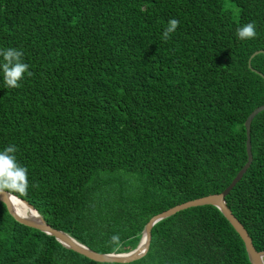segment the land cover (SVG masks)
<instances>
[{"label": "trees", "instance_id": "16d2710c", "mask_svg": "<svg viewBox=\"0 0 264 264\" xmlns=\"http://www.w3.org/2000/svg\"><path fill=\"white\" fill-rule=\"evenodd\" d=\"M0 0V49L23 52L20 87L0 72V151L28 169V202L103 254L134 250L147 222L221 193L246 163L247 116L264 104V0ZM179 26L165 42L168 21ZM255 22V39L237 29ZM2 62V58H0ZM252 163L225 202L264 252V111ZM120 236L119 248L110 243ZM0 264L93 262L12 219L0 202ZM129 264H250L212 206L156 223Z\"/></svg>", "mask_w": 264, "mask_h": 264}, {"label": "water", "instance_id": "95a60500", "mask_svg": "<svg viewBox=\"0 0 264 264\" xmlns=\"http://www.w3.org/2000/svg\"><path fill=\"white\" fill-rule=\"evenodd\" d=\"M258 54H264V52L256 51L250 56L248 60V69L250 70L252 69L251 60ZM256 74L264 79V76L261 73L256 72ZM262 111H264V104L255 108L247 116L244 122L245 136H246L245 150H246L247 159H246V163L240 169V171L236 174V176L231 181V183L219 194H210L204 197L193 199V200L181 203L179 205H176L174 207H171L153 216L145 225L143 232H142L141 239L139 241V244L134 250L127 252L126 253L127 255H121V253L103 254V253H98V252H95L89 249L88 247L82 245L81 243L73 239L67 233L52 228L49 224L46 223L44 218L33 208V206H31L28 202L20 198H17L16 196L6 191L0 192V202L4 204L8 214L17 223L23 226L35 229L37 231H40L44 233L45 235L54 238V240L58 242L59 244H61L63 247L93 262L106 263V264H129L134 261L140 260L147 254L149 250V245H150V240H151V230L156 223H158L161 220L167 219L180 211H184L189 208L212 206V207H215L221 213L224 219L230 224V226L233 228V230L237 233V235L241 239L244 245L249 263L250 264H264V252L263 251L258 252L255 249L247 231L245 230L243 225L236 219V217L232 214V212L227 207V204L225 202L226 196L235 187V185L242 179L243 175L246 173V171L248 170V168L250 167L252 163V152H251V143H250V125L253 119L255 118V116ZM11 197L16 198L20 200L21 202H23L29 209L35 212V216L28 217V216L21 215L11 203V200H10Z\"/></svg>", "mask_w": 264, "mask_h": 264}, {"label": "clouds", "instance_id": "9594fccd", "mask_svg": "<svg viewBox=\"0 0 264 264\" xmlns=\"http://www.w3.org/2000/svg\"><path fill=\"white\" fill-rule=\"evenodd\" d=\"M179 26V21L172 18L168 21V27L162 34V40L167 42L171 34ZM236 35L241 41L255 39L257 36L255 22L248 23L237 29ZM23 52L16 48L0 49V72L3 73V82L7 88H19L20 81L24 79L25 74L31 76L28 70L29 65L22 62ZM17 149L10 145L0 151V192L8 190L11 193H27L29 181L28 169L20 165L16 159ZM110 243L116 248L121 246L120 236L118 234L111 237ZM121 255H127L121 253Z\"/></svg>", "mask_w": 264, "mask_h": 264}, {"label": "bare ground", "instance_id": "6f19581e", "mask_svg": "<svg viewBox=\"0 0 264 264\" xmlns=\"http://www.w3.org/2000/svg\"><path fill=\"white\" fill-rule=\"evenodd\" d=\"M11 203L13 204V206L15 207V209L24 216H35V212L32 211L31 209H29L23 202H21L20 200L11 197L10 198Z\"/></svg>", "mask_w": 264, "mask_h": 264}, {"label": "rangeland", "instance_id": "374dc122", "mask_svg": "<svg viewBox=\"0 0 264 264\" xmlns=\"http://www.w3.org/2000/svg\"><path fill=\"white\" fill-rule=\"evenodd\" d=\"M223 8L230 13V15L233 18V20L237 19L238 9L230 1L224 0L223 1Z\"/></svg>", "mask_w": 264, "mask_h": 264}]
</instances>
